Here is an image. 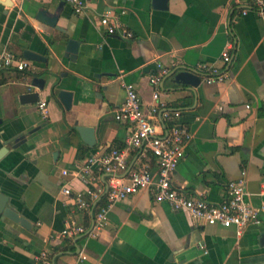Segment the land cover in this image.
Returning a JSON list of instances; mask_svg holds the SVG:
<instances>
[{"label": "crops", "instance_id": "obj_1", "mask_svg": "<svg viewBox=\"0 0 264 264\" xmlns=\"http://www.w3.org/2000/svg\"><path fill=\"white\" fill-rule=\"evenodd\" d=\"M5 1L12 5L0 0V53L10 49L24 57V49H32L47 60L32 61L29 71L0 72V152L6 149L0 191L24 221L0 215V264H44L43 251L53 264H264V20L254 0H168L167 8L154 0H98L81 14L61 0ZM42 9L59 13L57 27L37 18ZM108 11L119 13L134 36L108 33L100 21ZM69 39L80 41L74 57L67 55ZM159 65L170 70L157 87L161 100L182 112L191 131L174 183L220 203L228 183L246 171L248 197L262 220L241 235L235 227L195 221L155 201L150 190L115 203L101 229L94 209L76 203L87 190L84 159L123 148L131 133L115 116L127 96L123 82L135 84L147 111ZM178 67L197 70L202 83H174L168 75ZM215 69L227 76L208 83ZM35 78L46 79L44 89L32 87L40 101L22 103ZM54 82L73 92L70 108L51 93ZM78 126L94 127V147ZM23 133L26 141L15 148L14 138ZM139 164L136 153L129 168L115 174L127 179ZM152 164L156 168L155 159ZM111 176L101 174L106 187ZM73 222L86 232L63 236Z\"/></svg>", "mask_w": 264, "mask_h": 264}, {"label": "built area", "instance_id": "obj_2", "mask_svg": "<svg viewBox=\"0 0 264 264\" xmlns=\"http://www.w3.org/2000/svg\"><path fill=\"white\" fill-rule=\"evenodd\" d=\"M61 1L71 4L74 11L81 14L89 11L90 5L98 0ZM254 6L258 16L264 20V0H254ZM100 21L108 33L121 32L126 37L134 36L132 31L125 28L120 14L115 11L104 13ZM231 48L232 45L229 44L223 53L226 63L231 61ZM10 68L29 71L32 69V60L6 49L0 53V72ZM169 72V68L159 65V71L151 75V83L157 88ZM226 76V73H219L215 69L212 75L206 77V81H224ZM123 87L127 94L126 100L118 107L115 116L117 120L131 126L125 146L93 152L84 159L81 166V177L87 190L86 194L76 197V203L79 208L94 209L98 229L109 223V212L115 203L144 190H150L159 203L166 202L176 211H187L195 221L235 227L239 235L243 234L248 225L261 223L260 209L248 197L246 171L228 183L224 199L220 203L210 202L203 196L190 194L184 188L176 186L174 174L185 157L186 145L191 138L190 129L182 121V112L170 109L161 100L158 88L153 94L154 102L146 111L135 84L124 81ZM40 111L44 117L49 116L46 101L40 102ZM136 153L140 158L139 166L130 170L127 179L118 177L115 173L126 171L130 158ZM153 159L156 168L152 164ZM102 173L112 174L107 187L101 181ZM64 190L67 195L72 194L69 187ZM86 230L83 224L73 222L62 231V235L72 238ZM81 258L85 259L86 256L82 255ZM39 259L44 264H53L48 251H43Z\"/></svg>", "mask_w": 264, "mask_h": 264}, {"label": "water", "instance_id": "obj_3", "mask_svg": "<svg viewBox=\"0 0 264 264\" xmlns=\"http://www.w3.org/2000/svg\"><path fill=\"white\" fill-rule=\"evenodd\" d=\"M6 5L11 6L12 3L1 0ZM154 5L158 8H167L168 0H154ZM37 18L50 26L57 27V22L59 19V13H51L47 9H42L37 13ZM80 48V41L76 39H69L67 44V55L74 57V54L78 53ZM23 56L26 59L38 62H46L47 58L32 50V49H24ZM168 77H172V81L178 85H190L191 88L198 87L202 83L201 74L195 70L187 67H178L173 70ZM46 84V79L44 78H35L30 84L26 85V90L21 94V102L22 103H36L40 101V93L37 91H32V87H39L40 89H44ZM51 93L59 98L65 107L70 108L73 100V92L60 87V83L54 82L52 85ZM78 130L81 132L85 142L94 147L97 143L96 133L94 127L87 126H78ZM26 134L18 135L14 138L16 141L15 148L19 147L22 142L26 141ZM13 141V140H12ZM6 149H3L0 152V158L5 153ZM0 215L10 217L11 219L24 223L23 219L19 217L16 209L11 206L9 203L8 196L0 191Z\"/></svg>", "mask_w": 264, "mask_h": 264}]
</instances>
